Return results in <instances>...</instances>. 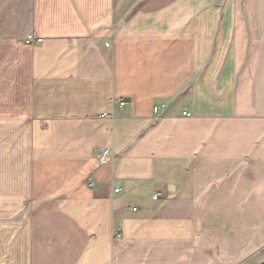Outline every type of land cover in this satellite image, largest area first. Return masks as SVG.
Returning <instances> with one entry per match:
<instances>
[{
	"label": "crops",
	"instance_id": "0c3cea01",
	"mask_svg": "<svg viewBox=\"0 0 264 264\" xmlns=\"http://www.w3.org/2000/svg\"><path fill=\"white\" fill-rule=\"evenodd\" d=\"M251 11L0 0V264H264Z\"/></svg>",
	"mask_w": 264,
	"mask_h": 264
},
{
	"label": "rangeland",
	"instance_id": "374dc122",
	"mask_svg": "<svg viewBox=\"0 0 264 264\" xmlns=\"http://www.w3.org/2000/svg\"><path fill=\"white\" fill-rule=\"evenodd\" d=\"M214 2L216 5H220V6L221 5L230 6V7H238V6L243 7L244 6L247 10H252L251 13H253V8L257 5H261L262 8L264 9V0H214ZM252 18H253V15L246 14L247 22L249 19L252 20ZM7 134L4 137L7 138Z\"/></svg>",
	"mask_w": 264,
	"mask_h": 264
},
{
	"label": "built area",
	"instance_id": "2783aa9c",
	"mask_svg": "<svg viewBox=\"0 0 264 264\" xmlns=\"http://www.w3.org/2000/svg\"><path fill=\"white\" fill-rule=\"evenodd\" d=\"M29 41H31V42H32V41H36L37 43H41V42L43 41V39H42V38H35V37H33V36H30V37H29ZM121 105H124V102H121ZM165 107H166L165 104H163V105H161V106H155V107H154V112H155V113H158V112L160 111L161 108H165ZM184 115L189 116L190 114L185 113ZM108 154H109V151H108V150H105V151L102 153L101 160L103 161V160L108 156ZM158 196H159V195L155 196L154 198L157 199ZM133 211L136 212V211H137V208H136V207H133Z\"/></svg>",
	"mask_w": 264,
	"mask_h": 264
}]
</instances>
